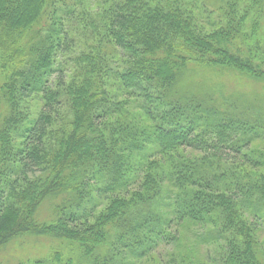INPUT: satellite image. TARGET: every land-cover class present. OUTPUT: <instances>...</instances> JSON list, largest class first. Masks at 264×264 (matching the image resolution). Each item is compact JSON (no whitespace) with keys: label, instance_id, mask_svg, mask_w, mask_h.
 I'll list each match as a JSON object with an SVG mask.
<instances>
[{"label":"trees","instance_id":"obj_1","mask_svg":"<svg viewBox=\"0 0 264 264\" xmlns=\"http://www.w3.org/2000/svg\"><path fill=\"white\" fill-rule=\"evenodd\" d=\"M236 3L225 23L213 0H0V251L47 236L29 264H139L214 223L198 264H264V102L205 83L264 81V21L247 33Z\"/></svg>","mask_w":264,"mask_h":264},{"label":"rangeland","instance_id":"obj_2","mask_svg":"<svg viewBox=\"0 0 264 264\" xmlns=\"http://www.w3.org/2000/svg\"><path fill=\"white\" fill-rule=\"evenodd\" d=\"M217 3V7H209L212 12V21L214 22H227L231 19V5L236 3V12L238 16L244 14V8L252 7L249 10V16L244 24L245 31L249 34L255 33L256 24H260L259 21H264V16L257 10H264L260 4L257 7H253L252 0H213ZM200 2V5L198 4ZM233 2V3H232ZM201 3L208 4V0H197V5L202 6ZM218 8V9H217ZM235 9V8H234ZM260 18L256 19L257 17ZM261 25L260 39L264 43V27ZM259 28V27H258ZM2 56L4 54H1ZM0 55V64L2 63V56ZM1 70V69H0ZM211 79L208 78L205 83L214 86H219L221 89L228 91L230 94L246 95L251 99L262 100L264 102V81L257 80L250 75L236 74L233 72L226 73V70H219L217 72L210 71ZM226 73V74H224ZM214 85V86H213ZM217 88V87H214ZM35 103V102H34ZM252 148L258 149V151L264 150V142L261 140L254 141ZM189 154L190 151H187ZM50 205L46 202L40 209V215L49 219ZM44 219V220H48ZM50 220V219H49ZM217 224H212L207 227L184 225L180 230V241L177 244L169 245L165 244L160 246L153 255L148 256L142 261H138L139 264H177L181 262V258H185L186 264L192 262L193 264L203 263L208 260L214 259L221 247L225 244L221 237H217L216 230ZM175 228V227H173ZM175 230H173L174 232ZM258 237L263 245L264 250V227L258 228ZM211 235V236H209ZM208 236V237H207ZM205 237L209 238L208 241ZM211 238V239H210ZM59 242L51 237L47 236H24L20 237L9 243L2 251H0V264H17L22 262L29 264L32 259L45 258L50 253L53 246H57ZM69 248V247H66ZM262 252V251H261ZM172 259L177 261L171 262ZM31 260V261H29Z\"/></svg>","mask_w":264,"mask_h":264}]
</instances>
